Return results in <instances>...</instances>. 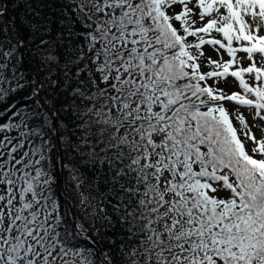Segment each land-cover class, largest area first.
I'll return each instance as SVG.
<instances>
[{"label":"snow or ice","instance_id":"snow-or-ice-1","mask_svg":"<svg viewBox=\"0 0 264 264\" xmlns=\"http://www.w3.org/2000/svg\"><path fill=\"white\" fill-rule=\"evenodd\" d=\"M6 2L0 264H264V0Z\"/></svg>","mask_w":264,"mask_h":264},{"label":"trees","instance_id":"trees-1","mask_svg":"<svg viewBox=\"0 0 264 264\" xmlns=\"http://www.w3.org/2000/svg\"><path fill=\"white\" fill-rule=\"evenodd\" d=\"M42 3L45 5H49L50 7H55V5L51 3V0H42ZM17 5H19V7H17ZM3 7L9 9V16H16L17 14L19 15V20L17 21V25L19 26L21 22H23L24 24L28 23V21L25 19V16L27 14L25 9L28 8V11L30 12L32 7H38V5L37 0H13V2L10 3L6 2L5 6L3 4ZM50 7H45L44 11L48 12L50 10ZM13 9L15 11H12Z\"/></svg>","mask_w":264,"mask_h":264},{"label":"rangeland","instance_id":"rangeland-1","mask_svg":"<svg viewBox=\"0 0 264 264\" xmlns=\"http://www.w3.org/2000/svg\"><path fill=\"white\" fill-rule=\"evenodd\" d=\"M209 54H212L210 49H209Z\"/></svg>","mask_w":264,"mask_h":264},{"label":"water","instance_id":"water-1","mask_svg":"<svg viewBox=\"0 0 264 264\" xmlns=\"http://www.w3.org/2000/svg\"><path fill=\"white\" fill-rule=\"evenodd\" d=\"M6 3H4V6H5Z\"/></svg>","mask_w":264,"mask_h":264}]
</instances>
